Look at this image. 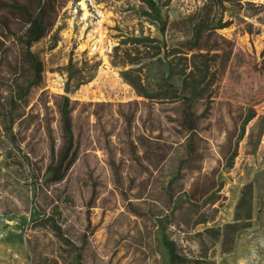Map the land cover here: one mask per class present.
<instances>
[{"label":"rangeland","instance_id":"rangeland-1","mask_svg":"<svg viewBox=\"0 0 264 264\" xmlns=\"http://www.w3.org/2000/svg\"><path fill=\"white\" fill-rule=\"evenodd\" d=\"M42 1L0 0V264H264V0H50L26 48Z\"/></svg>","mask_w":264,"mask_h":264},{"label":"trees","instance_id":"trees-1","mask_svg":"<svg viewBox=\"0 0 264 264\" xmlns=\"http://www.w3.org/2000/svg\"><path fill=\"white\" fill-rule=\"evenodd\" d=\"M149 12H145L147 15H151L153 19L160 20L161 12L155 0H141ZM25 10L24 7H21ZM48 10H55L54 4L50 0H43L39 7L37 13L30 16L28 19V28L25 32L24 43L26 48H29L32 43L39 41L48 31L51 25L49 18L47 17ZM28 61L32 67L34 76L41 80V75L43 72V65L38 59L35 53L27 50L26 52ZM145 93V92H143ZM151 97V94H146ZM60 117L62 132L64 138V147L60 151L57 157L52 156L51 161L47 165V171L49 173L48 180L51 182H58L63 179L66 171L70 168L76 159V151L73 148V131H72V118H71V107L70 99L67 96L62 97L60 105ZM162 245L168 254V263L175 264L177 261H186V258H179L176 253V248L174 242L162 236Z\"/></svg>","mask_w":264,"mask_h":264}]
</instances>
